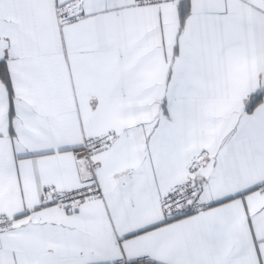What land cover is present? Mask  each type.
<instances>
[{
  "label": "snow or ice",
  "instance_id": "snow-or-ice-1",
  "mask_svg": "<svg viewBox=\"0 0 264 264\" xmlns=\"http://www.w3.org/2000/svg\"><path fill=\"white\" fill-rule=\"evenodd\" d=\"M0 264H264V0H0Z\"/></svg>",
  "mask_w": 264,
  "mask_h": 264
}]
</instances>
